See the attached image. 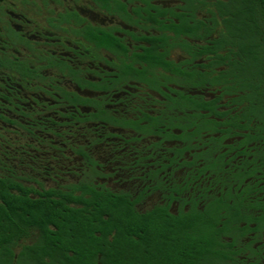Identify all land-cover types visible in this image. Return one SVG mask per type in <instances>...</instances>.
Masks as SVG:
<instances>
[{
    "label": "flooded vegetation",
    "instance_id": "obj_1",
    "mask_svg": "<svg viewBox=\"0 0 264 264\" xmlns=\"http://www.w3.org/2000/svg\"><path fill=\"white\" fill-rule=\"evenodd\" d=\"M225 32L218 0H0V177L31 199L87 184L139 214L216 216L198 246L264 264V133L229 88ZM27 231L17 256L40 245Z\"/></svg>",
    "mask_w": 264,
    "mask_h": 264
},
{
    "label": "trees",
    "instance_id": "obj_2",
    "mask_svg": "<svg viewBox=\"0 0 264 264\" xmlns=\"http://www.w3.org/2000/svg\"><path fill=\"white\" fill-rule=\"evenodd\" d=\"M218 7L230 37L223 42L232 55L229 88L243 93L239 97L247 105L242 115L248 117V125L255 120L253 129L264 133V0H218ZM240 120L234 118L233 124L240 127ZM193 125L183 127L184 132ZM202 157L206 163L213 161ZM14 188L20 194L11 192ZM71 188L44 191L31 199L26 188L0 177V264H21L23 258L38 264H230L228 246H198L218 242L219 217L192 212L174 216L166 206L139 214L127 194L98 191L87 184ZM80 190L82 195H76ZM221 206L217 209L223 210ZM232 209L240 210L238 205ZM50 223L57 230H51ZM31 226L41 230L40 245L25 247L17 256L14 245Z\"/></svg>",
    "mask_w": 264,
    "mask_h": 264
}]
</instances>
